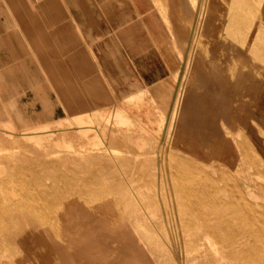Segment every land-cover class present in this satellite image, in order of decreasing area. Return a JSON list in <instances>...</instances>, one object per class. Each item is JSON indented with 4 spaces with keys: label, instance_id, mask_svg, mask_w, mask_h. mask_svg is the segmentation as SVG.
Here are the masks:
<instances>
[{
    "label": "rangeland",
    "instance_id": "obj_1",
    "mask_svg": "<svg viewBox=\"0 0 264 264\" xmlns=\"http://www.w3.org/2000/svg\"><path fill=\"white\" fill-rule=\"evenodd\" d=\"M45 1L8 2L69 56L5 108L37 114L0 119V264H264V0ZM134 16L174 60L146 87L116 43Z\"/></svg>",
    "mask_w": 264,
    "mask_h": 264
},
{
    "label": "bare ground",
    "instance_id": "obj_2",
    "mask_svg": "<svg viewBox=\"0 0 264 264\" xmlns=\"http://www.w3.org/2000/svg\"><path fill=\"white\" fill-rule=\"evenodd\" d=\"M132 1V0H131ZM8 2H14V0H0V9L2 11H0L3 15V17L0 19V119H3L5 120L6 122H9L11 123L10 121H15L17 120L18 117H20L22 114H29V115H32V114H37V113H33V112H30V111H22V110H19V109H15V110H5L6 106H10L11 104L12 105H15L17 106L19 103H17L16 101H11L10 97L12 96L11 94L14 93L13 91L15 90H18L20 89V87H26L27 86H31V88L33 89H37L38 88V84H37V81L39 80L40 81V77H34L32 78V74H33V68L29 69V67L27 66V64H31L33 66H35V69L34 71L36 73H39V68L41 69V71L44 70V65H45V62L43 61L44 58H45V55H38V56H34L32 57L31 54H29L28 52L24 51L25 49V44H26V41L28 40L26 37H22L23 35V28L20 27V19H22L24 16L22 15L20 9L17 7L15 8L14 6H10L8 5ZM195 2V1H194ZM6 4V5H5ZM232 6V5H231ZM47 5L45 6V8L47 9ZM170 9V8H169ZM187 9V8H186ZM184 17V16H183ZM201 17V16H200ZM169 25V24H168ZM70 26L68 25H65L63 27L64 30L68 29ZM16 28H19V30H17ZM255 30V29H254ZM40 33H39V38L37 40V43L40 42L44 45L47 46V48H50L51 50H54L56 51V47L55 45L56 44H59L61 41H60V38L56 37V38H50L46 35L47 33V27L46 26H40ZM188 33V32H187ZM13 34H16L18 36H21L19 38V43L23 42V46L24 48H22L23 52L18 55H16L13 51H9V49H13L15 48V43L17 40H15L13 38ZM254 34V33H253ZM196 37V36H195ZM192 38H194L192 36ZM195 40V39H193ZM160 45V44H159ZM10 46V47H9ZM93 48V47H91ZM21 49V47H20ZM188 50V49H187ZM2 51V52H1ZM189 51V50H188ZM240 53L242 52L241 50H239ZM243 51L245 52L246 50L243 49ZM5 52V53H4ZM242 52V53H244ZM185 53V52H184ZM189 53V52H188ZM145 54V53H144ZM246 54V53H245ZM3 55V56H2ZM122 55V54H121ZM189 55V54H188ZM244 56V54H242ZM69 56V55H68ZM65 56H63V58L59 57L58 59V62H55L53 63L54 65L56 66H60L61 63H62V60L64 59ZM240 58V57H239ZM100 59V58H99ZM242 59V58H241ZM263 57H260L259 60H262ZM29 60V61H28ZM186 60V59H185ZM186 62V61H185ZM190 62V61H189ZM239 62L241 63H245L244 60H240ZM34 64V65H33ZM95 69V67L93 68ZM88 73V72H87ZM63 74V73H61ZM60 74V75H61ZM20 75V77H19ZM239 76V75H238ZM21 85V86H20ZM60 86V85H59ZM94 89V88H93ZM235 92H238L236 89H235ZM240 92V91H239ZM238 92V93H239ZM182 95V94H181ZM187 95V94H186ZM238 95V94H236ZM123 96V95H122ZM192 98V96H191ZM192 100V99H191ZM232 100V99H231ZM112 101V100H111ZM233 103V102H231ZM232 106V105H231ZM218 107V106H217ZM233 107V106H232ZM124 109V108H123ZM122 109V110H123ZM235 109V108H234ZM167 110V109H166ZM250 110V109H249ZM224 111V110H223ZM120 112V116H124L125 114L122 113L121 111H118V113ZM126 113V111H124ZM217 112V111H216ZM92 113V112H91ZM117 113V112H116ZM249 113V112H248ZM88 114V113H87ZM93 114V113H92ZM102 114V113H101ZM124 114V115H123ZM127 114V113H126ZM229 114V113H228ZM89 115V114H88ZM103 115V114H102ZM119 115V114H118ZM117 115V116H118ZM227 115V114H226ZM230 115V114H229ZM227 115V116H229ZM93 116V115H92ZM126 116V115H125ZM91 117V116H90ZM216 117V116H215ZM122 118V117H121ZM120 118V120H121ZM93 119V117L91 118ZM207 119V118H206ZM89 120V119H87ZM227 120V119H225ZM255 120V119H254ZM51 121V120H50ZM68 121V120H67ZM71 121V120H70ZM90 122L92 120H89ZM129 121V120H128ZM59 122V121H57ZM66 122V121H65ZM72 122V121H71ZM82 122V121H81ZM94 122V121H93ZM227 122V121H226ZM84 123V122H83ZM82 123V125H83ZM89 123V122H88ZM36 124V123H35ZM61 124V123H60ZM76 124V122H75ZM79 124V123H78ZM93 124V123H91ZM108 124V123H107ZM254 124V123H253ZM39 125V124H38ZM44 125V124H43ZM43 125L42 127H39V128H43ZM71 125V123H70ZM95 125V124H94ZM17 126V125H16ZM40 126V125H39ZM44 125V128H47L48 126ZM60 126V125H59ZM72 126V125H71ZM78 126V125H77ZM77 126H76V129H77ZM80 126V125H79ZM74 127V126H73ZM81 127V126H80ZM80 127H78L80 129ZM95 127H97L95 125ZM168 127V126H167ZM2 128V126H1ZM37 128V127H36ZM49 128V127H48ZM75 128V127H74ZM90 128V127H89ZM5 130L7 131H13V130H17V128H11V127H6L4 128ZM3 129V130H4ZM31 129V128H30ZM197 129V128H196ZM34 130V128H33ZM43 130V129H42ZM77 131V130H76ZM78 131H81V130H78ZM5 131H3L4 133ZM28 132V131H27ZM33 132V131H32ZM47 134L50 132V129H49V132L48 130L46 131ZM55 132V131H54ZM84 135V131L82 130L81 131ZM7 134V133H5ZM26 134V133H24ZM21 135V136H24ZM53 133L51 134H48L49 137L52 135ZM19 137V136H18ZM28 137V136H27ZM26 137V138H27ZM46 137V136H45ZM85 137V135H84ZM98 137V136H97ZM229 137V136H228ZM227 137V138H228ZM13 138V136H12ZM25 138V136H24ZM41 138V137H40ZM30 138L27 139H24L27 141H29ZM13 140V139H12ZM35 140V139H34ZM49 140V139H48ZM103 140V139H102ZM104 141V140H103ZM227 141V140H226ZM33 142V141H32ZM42 142V141H40ZM37 143L38 145L40 144ZM65 143V142H64ZM36 144V146H38ZM50 144V143H49ZM70 145V144H69ZM105 145V144H104ZM236 145V144H235ZM40 146V145H39ZM44 146V145H43ZM63 147V146H62ZM43 148V147H42ZM45 148V147H44ZM43 148V149H44ZM58 148V147H57ZM1 149V148H0ZM46 149V148H45ZM62 149V148H61ZM65 149V148H63ZM73 149V148H72ZM68 150V149H67ZM109 150V149H108ZM107 150V151H108ZM239 150V149H238ZM73 151V150H72ZM114 152V151H113ZM74 153V152H73ZM80 154V153H79ZM57 155V153L55 154V156ZM59 155V154H58ZM77 155V154H76ZM234 155V154H233ZM53 156V154H52ZM4 166V165H3ZM225 172V171H224ZM187 177V176H186ZM188 179V178H187ZM13 184V183H12ZM45 188H49L48 185L45 186ZM264 189V188H263ZM262 189V190H263ZM192 190V188H191ZM195 191V190H194ZM193 191V192H194ZM201 191V190H200ZM11 193H14V192H11ZM15 195V193H14ZM13 195V196H14ZM1 198V197H0ZM1 204V203H0ZM164 202H157L156 205H159L161 206L165 211H166V219H169V213H168V210L166 209V207H164ZM213 204V203H212ZM247 205V204H246ZM241 209V208H240ZM243 210V209H242ZM197 214V212H196ZM195 214V215H196ZM169 217V218H168ZM172 217V216H171ZM193 218V217H192ZM198 218V217H197ZM171 219V218H170ZM223 219V218H222ZM244 219V218H243ZM246 219V218H245ZM174 220V219H172ZM176 220V219H175ZM193 220V219H192ZM200 220H203L200 218ZM224 220V219H223ZM175 222V221H173ZM171 223V222H170ZM176 223V222H175ZM169 225V224H168ZM172 227V226H171ZM166 229V227H165ZM217 231V230H216ZM256 233V232H255ZM260 234V233H259ZM137 235V233H136ZM190 235V234H189ZM263 235V234H262ZM241 242V241H240ZM132 256V255H131ZM145 256V255H144ZM134 258V257H133ZM132 258V259H133ZM143 258H147V257H143ZM139 260V258H137ZM145 259L143 261H145ZM142 260V259H141ZM140 260V261H141ZM137 261V260H135ZM147 261V259H146ZM40 262V261H39ZM139 261H137L138 263ZM135 263V262H133ZM141 263V262H140ZM65 264V263H64ZM70 264H75V263H70ZM147 264V262H146ZM149 264V263H148Z\"/></svg>",
    "mask_w": 264,
    "mask_h": 264
},
{
    "label": "crops",
    "instance_id": "obj_3",
    "mask_svg": "<svg viewBox=\"0 0 264 264\" xmlns=\"http://www.w3.org/2000/svg\"><path fill=\"white\" fill-rule=\"evenodd\" d=\"M68 0H61V3L63 2H67ZM45 2H53L52 0H46ZM62 13L60 18H69L70 15V11H63L61 10ZM2 17H0L1 19ZM134 21L132 22V27L130 28V30L133 32V34L135 33V36L133 39L130 37L131 34H127V38L128 40L125 41V37L120 35L119 39L116 41V43H118V45L120 46V51H124L123 52V58L121 60L126 61V67L128 69H132L133 70V74L135 75V83L138 85L140 84L141 87L143 86H149L151 84H153L154 82L160 80V78H162V76L164 75L165 72H169L170 71V67H172V65H174V60L171 57H166V51L168 50L166 48L165 45V41L163 39V41H161L162 38H159L161 43L158 46L157 42L155 40L154 37V33L151 29V32L149 31V27H147V23L148 21L143 17V16H134ZM131 21V20H130ZM65 25L69 24L66 22L65 24L62 23L61 27H59V31L54 32V34H56L57 36L59 35H63L66 34L70 29L71 26L64 30L63 27ZM100 30H103V27H99ZM17 30H19V28H16ZM100 30H96L93 32V35H97L100 34ZM40 28H34L33 30L29 31V32H23V34H27V35H36L39 34ZM122 32V30H121ZM48 33V32H47ZM46 33V35H47ZM51 33V32H50ZM150 33L152 34L150 36ZM1 34V33H0ZM53 34V33H51ZM121 34L124 35V33L122 32ZM149 36V37H148ZM56 38V37H55ZM60 43L56 44V53L55 54H46L45 58H44V70L42 71L41 74L40 73H36V75H38L40 77V81L42 79L41 76H45L44 78H48L49 76H52L54 73H57L58 70H62L61 72H64L65 70H63V65L61 63V65L58 67L56 65H54L53 63L58 62L59 57L64 59H68V44H66V42L60 38ZM128 41V43H127ZM138 43L140 42L142 44H146V46H148V54H146V56H143L141 53L140 49H137L136 45H133V43ZM19 43V42H18ZM17 43V44H18ZM170 45V44H168ZM158 46V47H157ZM171 46V45H170ZM169 47V46H168ZM3 56V55H2ZM169 58V59H168ZM63 61V60H62ZM123 62V61H122ZM66 64V63H65ZM27 66L29 67V69L33 68L31 67V64H27ZM62 66V68H61ZM124 67V70H127V68ZM66 71H67V67L65 66ZM136 69V72H135ZM167 70V71H166ZM20 77V75H19ZM130 82L128 81V84ZM123 84V83H122ZM122 84H119L120 86ZM124 84H126V82H124ZM119 86V87H120ZM127 86V85H125ZM67 86H64L61 90L65 91L67 88ZM124 87V86H123ZM47 88V87H46ZM48 89V88H47ZM53 90V88H52ZM20 92V91H19ZM35 178H42L41 176L37 175L34 176ZM52 193V192H51Z\"/></svg>",
    "mask_w": 264,
    "mask_h": 264
}]
</instances>
